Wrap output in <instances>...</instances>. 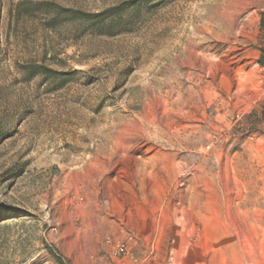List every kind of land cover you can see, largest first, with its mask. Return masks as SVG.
Wrapping results in <instances>:
<instances>
[{
  "label": "rangeland",
  "instance_id": "obj_1",
  "mask_svg": "<svg viewBox=\"0 0 264 264\" xmlns=\"http://www.w3.org/2000/svg\"><path fill=\"white\" fill-rule=\"evenodd\" d=\"M18 1L0 0V264H264V0H162L111 35L11 18Z\"/></svg>",
  "mask_w": 264,
  "mask_h": 264
},
{
  "label": "trees",
  "instance_id": "obj_2",
  "mask_svg": "<svg viewBox=\"0 0 264 264\" xmlns=\"http://www.w3.org/2000/svg\"><path fill=\"white\" fill-rule=\"evenodd\" d=\"M160 1L162 0H124L101 11L92 12L61 5L55 0H20L10 7L8 14L15 19L38 18L50 30L67 25L81 32L111 35L130 24L141 8L155 6ZM131 10H134L133 14H129ZM38 68L46 75L54 73L44 65Z\"/></svg>",
  "mask_w": 264,
  "mask_h": 264
},
{
  "label": "built area",
  "instance_id": "obj_3",
  "mask_svg": "<svg viewBox=\"0 0 264 264\" xmlns=\"http://www.w3.org/2000/svg\"><path fill=\"white\" fill-rule=\"evenodd\" d=\"M128 239H117L112 240L110 238L106 239V243L110 246V252L115 257H125L129 256V249H128Z\"/></svg>",
  "mask_w": 264,
  "mask_h": 264
}]
</instances>
